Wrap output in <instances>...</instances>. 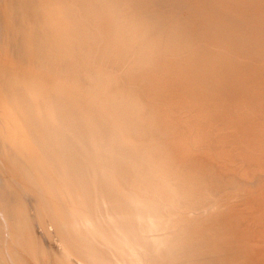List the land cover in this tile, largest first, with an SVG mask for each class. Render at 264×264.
Wrapping results in <instances>:
<instances>
[{
  "label": "bare ground",
  "instance_id": "obj_1",
  "mask_svg": "<svg viewBox=\"0 0 264 264\" xmlns=\"http://www.w3.org/2000/svg\"><path fill=\"white\" fill-rule=\"evenodd\" d=\"M0 264H264V0H0Z\"/></svg>",
  "mask_w": 264,
  "mask_h": 264
},
{
  "label": "rangeland",
  "instance_id": "obj_2",
  "mask_svg": "<svg viewBox=\"0 0 264 264\" xmlns=\"http://www.w3.org/2000/svg\"><path fill=\"white\" fill-rule=\"evenodd\" d=\"M178 16H179V15H178ZM178 16H177V17H178ZM158 18H159V19H158ZM160 18H161V19H160ZM156 19H157V20H160V21H163V19H164V21H166V22H175L177 18H174V17H172V16H167V17H156ZM156 19H154V20H156ZM168 20H169V21H168ZM158 22H159V21H158ZM162 29H163V28L157 29V30L154 31L153 34H150V35H148V36H143V37L145 38L144 41L146 42V40L148 41V40H151V39L155 38L156 36H159V34H161L162 31H163V33H164V30H165V29H163V30H162ZM161 30H162V31H161ZM143 37H142V38H143ZM138 40H139V39H138ZM139 41H140V40H139ZM140 42H141V41H140ZM142 42H143V41H142ZM142 42H141V43H142ZM139 44H140V43H139ZM142 44H143V43H142ZM192 44H193V43L190 44V45H191L190 47H192ZM193 45H195V44H193ZM152 51H153V50H151L150 53H152ZM114 68H115V67H111V68H109L108 71H109V72H114V71L116 70V69H114ZM143 120H144V118H143ZM143 120H142V121H143ZM113 146H114V145H113ZM110 147H111V146H109L108 148L106 147V148H107V149H110ZM106 148H105V150H106V153H107L108 151H107ZM115 148H116V147H115Z\"/></svg>",
  "mask_w": 264,
  "mask_h": 264
}]
</instances>
